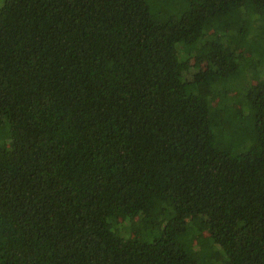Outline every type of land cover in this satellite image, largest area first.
Instances as JSON below:
<instances>
[{"label": "trees", "instance_id": "16d2710c", "mask_svg": "<svg viewBox=\"0 0 264 264\" xmlns=\"http://www.w3.org/2000/svg\"><path fill=\"white\" fill-rule=\"evenodd\" d=\"M0 264H264V0H0Z\"/></svg>", "mask_w": 264, "mask_h": 264}, {"label": "rangeland", "instance_id": "374dc122", "mask_svg": "<svg viewBox=\"0 0 264 264\" xmlns=\"http://www.w3.org/2000/svg\"><path fill=\"white\" fill-rule=\"evenodd\" d=\"M188 65H190V67H191L190 75L197 76L198 74L200 75V72H201V71H198L197 66H201V69H202V67L205 66V62L202 59H196V58L194 59L193 58L192 60L189 61ZM218 256L221 257V255L219 253H218Z\"/></svg>", "mask_w": 264, "mask_h": 264}]
</instances>
